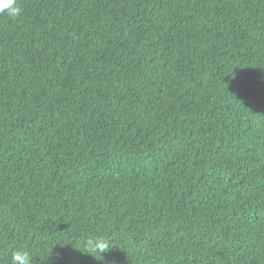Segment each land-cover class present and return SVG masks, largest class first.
Listing matches in <instances>:
<instances>
[{
    "label": "trees",
    "instance_id": "obj_1",
    "mask_svg": "<svg viewBox=\"0 0 264 264\" xmlns=\"http://www.w3.org/2000/svg\"><path fill=\"white\" fill-rule=\"evenodd\" d=\"M18 4L0 264H264V0Z\"/></svg>",
    "mask_w": 264,
    "mask_h": 264
},
{
    "label": "clouds",
    "instance_id": "obj_2",
    "mask_svg": "<svg viewBox=\"0 0 264 264\" xmlns=\"http://www.w3.org/2000/svg\"><path fill=\"white\" fill-rule=\"evenodd\" d=\"M20 13L21 8L18 0H0V15L16 18ZM85 244L93 251H99L100 253L106 252L109 248V243L103 237L86 239ZM10 264H32L31 253L25 248L13 250L10 257Z\"/></svg>",
    "mask_w": 264,
    "mask_h": 264
}]
</instances>
